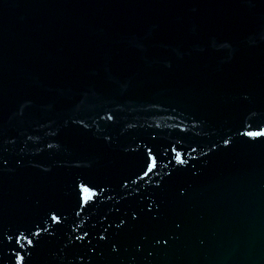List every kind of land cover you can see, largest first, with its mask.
I'll return each mask as SVG.
<instances>
[{"label": "water", "instance_id": "95a60500", "mask_svg": "<svg viewBox=\"0 0 264 264\" xmlns=\"http://www.w3.org/2000/svg\"><path fill=\"white\" fill-rule=\"evenodd\" d=\"M0 264H264V0H0Z\"/></svg>", "mask_w": 264, "mask_h": 264}, {"label": "snow or ice", "instance_id": "6c2138e0", "mask_svg": "<svg viewBox=\"0 0 264 264\" xmlns=\"http://www.w3.org/2000/svg\"><path fill=\"white\" fill-rule=\"evenodd\" d=\"M249 135H256L255 133H249Z\"/></svg>", "mask_w": 264, "mask_h": 264}]
</instances>
